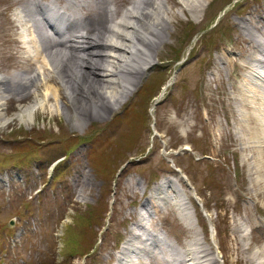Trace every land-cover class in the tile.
Wrapping results in <instances>:
<instances>
[{"label":"rangeland","instance_id":"374dc122","mask_svg":"<svg viewBox=\"0 0 264 264\" xmlns=\"http://www.w3.org/2000/svg\"><path fill=\"white\" fill-rule=\"evenodd\" d=\"M104 1L106 25H111V12L119 8L116 18L120 20L124 10L137 2ZM157 2L162 27L157 28L158 44L150 49L154 64L142 78L140 68L129 66L137 69L133 71L141 82L132 92L128 88L119 91L127 98L123 97L120 105L112 100L110 107L105 99L103 107L87 112L78 109V100L72 103L65 94L54 74L56 69L51 68L53 59H34L38 46L34 29L45 40L48 34L40 25H32L29 12H22L25 17L19 14L21 7H29L28 0H0V159L15 153V147L23 141H31L38 148L27 166L11 162L0 167V224L14 218L12 236H4L0 230V264H115L114 252L122 249L138 213L145 212L143 204L152 196L157 206L150 209L152 224L148 221V227L152 226L155 233L159 227L163 229L172 239V247L160 239L154 245L145 242L138 256H130L129 264H173L172 258L178 255L172 250L181 252L194 234L205 247L210 244L214 248L219 264H247L239 261L245 252L264 248V229L255 226L264 222V181L262 187L249 179L244 164L248 152L241 151L244 128L238 141L233 136L237 121L252 115L250 126L259 128L264 120V81L252 77L250 71L253 66L264 70V56L259 52L264 48V0H207L204 9L187 6V0ZM70 10L76 12L78 6L74 4ZM28 15L30 21L26 20ZM82 20L75 29L84 24L85 18ZM61 62L58 60L60 66ZM173 74L172 83L163 90ZM35 76L41 78L40 83L34 82ZM131 77L116 76L119 80ZM248 79L252 82H246ZM147 83L152 90L161 85L153 97L140 99L137 92ZM47 85L56 89V99ZM74 92L78 96L79 90ZM160 92H164L161 100L151 109ZM46 93L52 98L48 100ZM38 100L43 101L41 107ZM73 104H77L76 109ZM27 106L35 107L31 116L25 115ZM134 108L146 113L139 134L136 119L131 116ZM95 129L100 137L93 143L81 141L64 153L60 145ZM131 132L138 137L141 134L139 145H145V152L130 150L135 142L128 145ZM91 148L100 154L90 166L87 152ZM52 161H58L53 170L49 167ZM154 174L158 175L155 182L162 176L169 178L160 181L171 185L164 190L165 199L180 195L181 210L188 213L189 223L180 217V209L154 193L160 183H150ZM186 182L194 186L207 216ZM77 214L85 222L84 247L89 250L69 257L61 255L60 248H66V227L83 230L76 223ZM240 222L245 232L243 252L237 255L234 238L240 233H233V226Z\"/></svg>","mask_w":264,"mask_h":264},{"label":"bare ground","instance_id":"6f19581e","mask_svg":"<svg viewBox=\"0 0 264 264\" xmlns=\"http://www.w3.org/2000/svg\"><path fill=\"white\" fill-rule=\"evenodd\" d=\"M21 1L25 2L27 0H21ZM42 1L43 0H40V3H36V8L39 9L45 5L41 3ZM65 1H66L65 7L74 5L75 2L81 3L83 15H84L83 18H85L84 24L82 23L81 28H79L78 30L75 29L76 31H73V33H72L73 26L72 25L67 26V28L69 29L67 34L69 35L71 34V35L67 36V39H65L62 42L56 41L55 39H52L51 37L48 36L46 38L47 40L43 39L39 35V32H37V28H35L34 31L36 32V34L38 33L37 34L38 46L34 48L35 49V54L33 56L34 59L38 60L47 57V59H45V61L47 62H48V58L53 59V61H50V65H54V66L51 68L53 70L56 69L54 71V74H56L55 76L62 83L64 92L69 98V100L72 103L73 101L76 102L78 100V103H80L78 109H81L83 111L91 110L92 112L97 111V109L101 108V106L102 107L104 106V104L106 103V102L104 103L105 99L106 101L109 102L110 107L113 106L112 100L116 101V105H120V103H122V101L124 100L123 97L126 98V96L125 95L122 96L121 94H119V91L123 92L127 88L130 90L129 92L135 90V87L138 86V84L141 82L142 75H144L146 71L150 68V66L154 64L153 59L150 58L151 57L150 53H152L150 49L155 48L154 47L155 44L156 45L158 44L157 41L155 40V37L159 35V34L157 35V33H159L157 28L161 29L162 27L160 25L162 19L158 11L159 3L157 2V0H137V2L133 1V3H131L132 5H130V7L123 12L122 19L119 20L118 18H116V11L119 10V8L116 11L114 10L113 12H111L110 20H109L111 25H106V23H103V20L104 21L105 19L108 20V17H106L107 15L104 11V3H105L104 0H93L94 1L93 4L88 3V0H65ZM107 1H109L110 4H116L115 3L116 0H107ZM187 1H188L187 6L194 8L198 7V9L199 8L204 9V7L206 6L205 4L207 2V0H197V2H194V0H187ZM23 11L24 9H20L19 14H21ZM26 20L30 21V17L26 18ZM31 23L34 27L36 26L33 19H31ZM36 34H34L35 42H36ZM147 46H149V49H147L148 48ZM262 46H264L263 42H262ZM261 49L262 50H260L259 52L261 53L262 56H264V48ZM58 60L62 61L60 63L61 66L58 64ZM255 60L256 62H260L259 58H256ZM131 65L132 66L135 65L136 68L137 67L140 68L141 78L138 79L139 76H136V71L134 74L133 70H135L136 68L135 69L129 68V66L131 67ZM250 71L252 77L258 78L259 79L258 81L260 80L264 81V72H263L264 70L263 71L257 70L256 67L254 68L253 66ZM123 74H128V75L131 74L133 78L131 77L126 80L123 79L119 80V78L118 79L116 78L117 75L120 77V75L122 76ZM132 79L134 80L137 79V80L135 82H132ZM40 81L41 78L37 76L34 77V82L36 84L40 83ZM246 82L250 83L252 82V80L248 79ZM50 83H52V81H50ZM47 86L46 88H48V90H51L52 93H54V95L52 96H54L56 99L57 97L55 96V93L57 92L56 89L55 88L53 89L52 86L50 85ZM76 88L77 90H79V92L77 93L78 96H76L74 92V90L77 91ZM119 88L122 91L119 90ZM17 95L21 96L22 94H17ZM45 95L46 98H48L49 100V97L51 96H48V93H46ZM234 100H236V98ZM37 103L41 107L43 101L38 100ZM1 104H0V111H1ZM261 104H264V101H262ZM76 105L73 104V106H75V109H76ZM262 107L264 109L263 105ZM34 108L35 107L33 106H27L24 110L25 115L27 114L31 116V114L35 111ZM247 111H248V107H247ZM263 114H264V110H262L261 116ZM0 115H2L1 112ZM102 115H104V113ZM21 118H24V116L21 115ZM243 119L244 120L242 121H237L238 123L236 124V126H234L233 136L236 139V141H238L239 134L242 136V134L239 132L241 131L242 128H244L246 137H245V141L242 144L245 143V145L241 148V151L248 152L247 158L244 156L246 158L244 160V164L247 166L249 179L252 181V183L254 182L257 185L262 186L261 182L264 181V176L260 179V171L261 168L263 167L262 165L264 164V120L261 119L262 121L260 125L261 127L255 128L253 127V125L250 126V123L253 120L252 115L250 118L245 117ZM254 121H256L255 118ZM165 186L167 188H165ZM168 188H171V185H169L168 182H163V183L160 182L155 186L154 193H156V195H159L160 199L165 200V195L163 193L164 190ZM166 202L173 206L180 205L179 197L176 195H173V197L171 195H168L166 198ZM155 203L156 201L152 196V199L151 197H148L146 202L143 204L144 205L143 210L145 212L138 213V219H136L133 222V225L131 226V229L128 232L127 239L124 241L122 249L119 250L118 253L114 252V256L116 257L115 264H128L127 260L130 259V256L134 254L138 256L137 253L140 254L141 251L144 250L143 244L145 242L146 243L149 242L151 245H154L156 243V240L159 239L158 237H155L157 233L152 232L153 229L151 228L152 226L148 227L149 222L150 224H152L150 209L155 208L157 206ZM255 226L264 229V222H261L260 225H255ZM243 232H245V227L243 223L241 222L235 223L233 226V233H240L238 237L236 236L234 238V247H235V251H237V255H239L238 252H243V248H242L243 245L242 239L244 237ZM161 241L164 245H167L163 240ZM208 245L209 247L208 246L205 247V245L202 243V240L196 234H194L193 237L190 238V241H188L184 245V249L181 252L174 250V253L179 255V257H181V260L179 262L180 264H219V260L218 257L215 255L214 248L210 247V244ZM247 253L248 252H245L247 256L242 255L239 258L240 262H245L247 264H264L263 247L260 249V251L254 253H248V254ZM149 264H151V262Z\"/></svg>","mask_w":264,"mask_h":264},{"label":"trees","instance_id":"16d2710c","mask_svg":"<svg viewBox=\"0 0 264 264\" xmlns=\"http://www.w3.org/2000/svg\"><path fill=\"white\" fill-rule=\"evenodd\" d=\"M148 84L149 83H147L145 86L142 87L141 90H139L137 92V96L139 98L142 97V96H146L145 100L150 99L151 97H153L155 95V93L158 91V89H159V87L161 85L160 84L157 88L152 90L151 89V87H152L151 83L149 85ZM133 110L134 111H133V113H131V116H132V119H136V125H137L138 134H139V132L142 133L141 132V130L143 129L142 122H143V125H144V118H146V113L141 114V113H139L140 110L139 109L136 110V108H134ZM127 112H128V110H127ZM107 126H109V124H107ZM96 132H98V130L95 129L93 131H90L86 136L84 135V136H80V137H78V136L71 137L70 141H69L70 143L67 142V143H64V144H62L60 146L63 147L64 153H69L81 141H90L91 143H93V141L95 140V137L96 138L100 137L98 135V133H96ZM127 139H128V145H132L133 142L135 141L134 142V146L130 147L131 148L130 150L135 149L133 151L134 153H140L141 149H142V152H145L144 151L145 145H143L142 142H141L142 146L139 145L140 140L142 139L141 138V134L138 137V135L135 136V132H131L129 138L127 137ZM101 144H104V143H101ZM14 152L16 153V154L12 153V154H14V158H13L12 154H6L0 159V167L1 166H6L7 164H9L11 162H15L18 165H28L29 161L32 158H35V155L38 152V148H36L35 145L33 144V142H31V141H23L22 143L18 144L15 147ZM99 152L100 151H97V152L93 151L92 148L88 151L87 156H88V160L90 162V165H93V162H95L96 158L100 154ZM125 156H127V155H125ZM13 159H15L16 161H12ZM114 170L112 172H114ZM60 171L61 170L59 169V172ZM154 175L156 176V174H154ZM55 179H58V177L55 176ZM95 211L99 212L98 215L101 214L100 209H97ZM75 218H76L75 219L76 223H80V225L83 227V230H71L72 227L69 226V225H68V227H66V231H67V240L65 242L66 243V248H60V252L59 253L61 255L68 256V257H69V255H74V254H78V253L79 254H83L85 252H88V250H89V248L86 249L84 247V241L85 240L83 239V231L85 229V226H83V225H84L85 222H84V220H82L81 215H79V214H77ZM5 227H6L5 223H1L0 224V229H4ZM7 232H9V230Z\"/></svg>","mask_w":264,"mask_h":264},{"label":"water","instance_id":"95a60500","mask_svg":"<svg viewBox=\"0 0 264 264\" xmlns=\"http://www.w3.org/2000/svg\"><path fill=\"white\" fill-rule=\"evenodd\" d=\"M163 95V92H161L160 94H159V96L156 98V99H154V105L155 104H157L158 103V101H159V99H160V97ZM9 225L10 226H12L13 225V219H11L10 221H9Z\"/></svg>","mask_w":264,"mask_h":264}]
</instances>
